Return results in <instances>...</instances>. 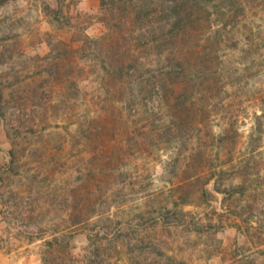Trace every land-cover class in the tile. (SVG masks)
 Returning a JSON list of instances; mask_svg holds the SVG:
<instances>
[{"label": "rangeland", "instance_id": "1", "mask_svg": "<svg viewBox=\"0 0 264 264\" xmlns=\"http://www.w3.org/2000/svg\"><path fill=\"white\" fill-rule=\"evenodd\" d=\"M0 264H264V0H0Z\"/></svg>", "mask_w": 264, "mask_h": 264}, {"label": "water", "instance_id": "2", "mask_svg": "<svg viewBox=\"0 0 264 264\" xmlns=\"http://www.w3.org/2000/svg\"><path fill=\"white\" fill-rule=\"evenodd\" d=\"M207 194L209 195L210 198L213 196L215 197V195L211 192L210 189H207Z\"/></svg>", "mask_w": 264, "mask_h": 264}, {"label": "trees", "instance_id": "3", "mask_svg": "<svg viewBox=\"0 0 264 264\" xmlns=\"http://www.w3.org/2000/svg\"><path fill=\"white\" fill-rule=\"evenodd\" d=\"M102 1H103V4H104L106 0H102ZM120 1H122V0H120ZM206 193H207V190H206ZM207 195H208V194H207ZM208 196H209V195H208Z\"/></svg>", "mask_w": 264, "mask_h": 264}]
</instances>
